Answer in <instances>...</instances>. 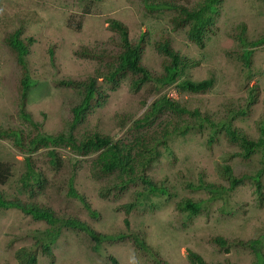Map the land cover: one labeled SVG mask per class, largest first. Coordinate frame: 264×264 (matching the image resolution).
I'll return each mask as SVG.
<instances>
[{
  "label": "rangeland",
  "instance_id": "374dc122",
  "mask_svg": "<svg viewBox=\"0 0 264 264\" xmlns=\"http://www.w3.org/2000/svg\"><path fill=\"white\" fill-rule=\"evenodd\" d=\"M173 1L190 9L201 0ZM85 6L82 0H0V128L32 132V127L19 116L21 70L4 42L9 31L22 22L23 36L34 39L27 56L33 85L27 94L26 111L39 124L41 132L55 134L68 127L74 103V90L61 88L56 81L85 79L94 74L96 62L80 58L74 51L106 42L112 34L107 29V20L115 18L128 27L131 39L144 35L142 62L150 70L161 71L163 60L153 43L167 37L175 50L195 61L182 78L193 81L211 78L213 83L206 92L198 94L181 93L174 86H168L149 95L148 84L134 92L127 80H123L116 90L108 91L104 103L95 105L87 114L76 128L77 134L99 131L122 138L130 123L120 118L142 117L147 105L163 93L184 102L189 110L196 108L209 115H220L229 106L241 110L248 105L249 113L234 118L231 126L250 138L258 137L257 123L264 113V45L253 49L252 61L247 67L239 57L242 48L233 37L232 29L243 23L249 41L264 34V0H223L213 32L205 36L202 47L191 42L184 29L174 27V10L152 13L139 0H100L82 17ZM78 19H82L80 30L68 27L69 20L75 23ZM98 80L101 82V78ZM250 95L254 99L246 104ZM212 134V129L204 125L200 130L173 138L162 147L160 161L148 169V175L154 181L166 182L170 197L148 194L128 214L121 206L132 202L140 187L116 193L109 200L101 198L97 190L103 183L89 175V164L97 154L80 156L68 148H56L62 159L60 166L48 163L47 152L51 148L31 154L33 166L46 180L41 191L35 188L32 200L50 206L60 217H77L100 234L129 231L142 238L151 250L150 255L139 250L132 240H105L94 248V240L86 233L63 228L51 245L52 256L39 249L36 264H112L110 257L117 264H155L151 254H157L168 264H190L189 250L209 264H255L256 259L248 250L233 245L225 251L210 240L224 236L231 245L236 240L264 238V205H258L252 181L245 180L225 199L207 202L203 208L205 213L198 216H184L174 209L182 198L206 199L205 191H189L185 186L201 180L222 182L217 172L219 164H229L234 175L252 173L259 167L260 154L252 155L249 160L230 158L229 153L237 148L229 144L223 131L214 135L216 140L209 147L207 139ZM0 166L10 171L6 182L0 183V195L22 201L30 199L20 179L26 170L24 154L9 139H0ZM74 170L73 185L90 209L78 198L66 194L65 182ZM151 205H155L154 212L150 211ZM47 227V223L36 221L18 209H0V264H19L16 252L24 248L38 249L35 241H41L40 233Z\"/></svg>",
  "mask_w": 264,
  "mask_h": 264
},
{
  "label": "trees",
  "instance_id": "16d2710c",
  "mask_svg": "<svg viewBox=\"0 0 264 264\" xmlns=\"http://www.w3.org/2000/svg\"><path fill=\"white\" fill-rule=\"evenodd\" d=\"M82 1L87 4L81 14L83 17L84 14L90 13L91 5L99 0ZM139 1L148 12L174 10V27L184 29L187 38L199 47L203 46L205 36L213 32L216 19L219 17L220 5L223 2V0H201L193 8L188 9L182 5H176L173 0ZM107 23V29L112 34L106 42L101 41L93 46H82L74 51L78 57L96 62L97 67L94 74L87 76L85 79L60 78L56 81L57 86L74 90V103L71 106V118L68 127L55 134L41 132L39 124L34 122L29 113L26 112L27 94L33 85L28 74L27 56L34 39L23 36L22 22L6 34L5 45L9 52L15 56L16 63L21 70L18 96L19 115L23 122L32 127V132L22 128H0V139H9L12 145L24 154L51 148L47 154L49 156L48 163L52 166L62 164V159L55 151L56 148H68L80 156L97 154L89 164V175L97 182L103 183L97 190L101 198L109 200L116 193L140 187L135 191L133 201L121 206L124 207V213L128 214L140 206L148 194L170 197L168 184L154 181L148 175V169L160 161V149L166 147L170 140L192 130H200L204 125H207L213 131V134L209 135L207 139L209 147L216 140L214 135L218 131H223L229 144L237 148L236 151L229 153L230 158L239 157L243 160H249L252 155L260 154V165L252 173L248 171V173L234 175L229 164H219L217 172L222 182L215 183L201 180L197 184L190 183L185 186L189 191H205L208 194L207 198H182L175 203L174 209L184 216L185 214L188 217L198 216L203 212L205 213L203 208L207 202L225 199L229 196L230 191L244 184L245 180L252 181L257 203L259 202V206L264 205V184L262 180L264 178V113L257 123L259 135L254 139L247 136L242 130L231 126V121L234 118L249 113L248 105L244 106L243 109L241 108V110L229 106L230 109L223 110L225 112H221L220 115L218 113L209 115L200 112L196 108L189 110L184 102L169 98L162 93L147 105L142 117L134 120L132 118H120V120L130 123L122 138H113L99 131L76 133V128L85 120L87 114L95 105L99 106L104 103L108 91L116 90L123 80H127L130 89L134 92L148 84L147 91L149 95L168 86H174L181 93L198 94L206 92L213 83L211 78L200 81L182 78L185 71L194 66L195 61L175 50L171 40L167 37L162 41L153 43L155 51L161 55L163 60L161 71L149 70L142 63L143 35H140L136 41L129 37L128 29L121 21L110 18ZM67 25L80 30L82 19H78L75 23L69 20ZM232 30L233 37L242 48L239 57L243 64L248 67L252 61L253 49L264 45V34H260L256 39L249 41L245 36L246 26L243 23L236 25ZM99 78H101V82H99ZM253 99V95H250L248 100H245L246 104L251 103ZM145 102L146 99L143 100V104ZM186 115L189 117L186 118ZM25 163L26 170L20 179L22 187L28 190L30 199L22 201L17 197L8 199L0 195V209H18L36 221L47 223L48 227L43 233H40L41 241H35L38 249L24 248L16 252V261L19 264H36V251L39 249L44 254L52 256L51 245L63 228H71L86 233L94 240V248H97L100 242L105 240L109 242L132 240L139 250L148 254L151 253L146 242L129 231L126 232L125 230L120 234H100L79 218L60 217L50 206L32 200L31 198L36 194L35 188L37 191H41L46 180L41 172L33 166L30 156H26ZM8 173L9 170L0 168V183L6 182ZM73 174L75 175V170L73 173L71 172L66 182L64 181L66 194L78 198L84 207L90 209L89 203L73 185ZM149 207L151 212L156 209L155 205ZM125 223L127 227V219H125ZM210 240L214 245L225 251H228L230 246L238 245L248 250L255 257V264H264V238L262 240H236L232 241L231 245L224 236H215ZM151 255L155 264H168L157 254ZM110 259L112 264H117L116 260L111 257ZM187 259L190 264H209L204 261L202 256L190 250L187 253Z\"/></svg>",
  "mask_w": 264,
  "mask_h": 264
},
{
  "label": "clouds",
  "instance_id": "9594fccd",
  "mask_svg": "<svg viewBox=\"0 0 264 264\" xmlns=\"http://www.w3.org/2000/svg\"><path fill=\"white\" fill-rule=\"evenodd\" d=\"M100 1V0H99ZM118 20V19H117ZM120 21V20H119ZM122 22V21H121ZM123 23V22H122ZM124 24V23H123ZM125 25V24H124ZM126 26V25H125ZM127 27V26H126ZM127 29H128V27H127ZM128 32H129V30H128ZM141 35H143V34H141ZM130 37V36H129ZM140 37V36H139ZM139 37L137 38V40L139 39ZM143 38H144V35H143ZM136 40V41H137ZM143 43H144V45H145V41H143ZM144 50V49H143ZM143 63V62H142ZM148 68V67H147ZM149 69V68H148ZM150 70V69H149ZM27 112V111H26ZM28 113V112H27ZM30 115V114H29ZM20 116V115H19ZM30 118H31V116H30ZM23 122V121H22ZM37 123V122H36ZM20 152V151H19ZM22 153V152H21ZM22 154H24V153H22ZM31 154H33V153H27V154H24V160H25V158H26V156H30L31 157ZM25 165H26V163H25ZM0 168L2 169L3 167H1L0 166ZM25 168H26V166H25ZM5 169H7V168H5ZM8 170V169H7ZM9 173H10V171H9ZM8 173V178H9V176H10V174Z\"/></svg>",
  "mask_w": 264,
  "mask_h": 264
}]
</instances>
